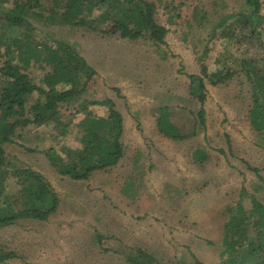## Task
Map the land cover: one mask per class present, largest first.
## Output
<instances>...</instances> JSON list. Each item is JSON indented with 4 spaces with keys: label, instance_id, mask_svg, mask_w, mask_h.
<instances>
[{
    "label": "rangeland",
    "instance_id": "obj_1",
    "mask_svg": "<svg viewBox=\"0 0 264 264\" xmlns=\"http://www.w3.org/2000/svg\"><path fill=\"white\" fill-rule=\"evenodd\" d=\"M149 1L156 21L167 29L163 44L146 35L135 40L109 35L103 25L45 19L51 11L61 12L64 0H40L34 10L43 16L29 17L34 44L70 43L94 74L81 94L59 103L69 120L65 135L52 124H29L16 127L20 135L3 145L10 159L49 182L59 202L45 221L20 218L0 228V250L12 253L0 264H127L126 256L137 248L161 264H193L195 258L222 264L223 229L237 203L247 208L254 198L264 206V132L248 119L253 77L264 76L260 2L263 20L256 27L243 24L248 21L243 0ZM11 3L0 0V10ZM13 61L21 63L16 56ZM202 67L207 73L203 125L187 76L201 74ZM25 70L44 86L48 67L42 59H32ZM216 79L222 80L211 82ZM38 98L43 96L34 92L27 105ZM104 99L121 114L123 155L87 179L59 174L50 150L64 157L62 147H80L77 123L85 111L79 105ZM162 107L183 139L158 132ZM86 111L107 116L103 105L89 104ZM197 152L205 157L198 159ZM14 189L9 182L6 190Z\"/></svg>",
    "mask_w": 264,
    "mask_h": 264
},
{
    "label": "trees",
    "instance_id": "obj_2",
    "mask_svg": "<svg viewBox=\"0 0 264 264\" xmlns=\"http://www.w3.org/2000/svg\"><path fill=\"white\" fill-rule=\"evenodd\" d=\"M40 0H12L8 10H0V228L16 223L20 218L45 221L57 210L59 199L46 179L30 167L19 165L5 152L4 144L12 143L16 127L29 124L36 126L52 124L59 128L57 134H66L69 120L62 115L59 103L76 98L81 94L94 74V70L78 53L75 47L65 41L52 44H34L28 30L29 17H42ZM246 8V26L249 22L260 25L259 0H243ZM93 10L100 11L95 18ZM45 19L55 23L79 27L103 25V33L118 34L131 40L146 35L154 43L163 44L167 29L155 18L154 3L149 0H64L62 11H51ZM224 20L220 21V24ZM22 29V32H20ZM31 30V29H30ZM42 55V56H41ZM18 57L20 64L13 61ZM40 61L48 71L42 77L44 86L36 85L25 68L31 60ZM219 72L215 75H218ZM230 75V74H228ZM188 92L199 102L197 115L203 125L205 100L204 79L207 76L202 67L201 74H188ZM246 77H252L246 72ZM251 93L248 119L253 129L264 132V76H255ZM211 79V78H210ZM222 79L211 80L216 83ZM37 92L43 99H36L27 105L28 98ZM89 104L107 107V116H97L86 111ZM79 111H85L77 123L80 147H62V157L50 150L51 165L56 172L72 179H87L94 170L116 165L123 155L120 141L122 117L110 99L84 101ZM27 113V115H26ZM158 132L172 140L185 137L169 120L166 108L162 107L156 117ZM198 159L205 156L196 153ZM13 183L14 191H7V184ZM242 195L246 193L242 191ZM238 202L224 225L220 242L222 264H264V206L254 198L249 207ZM12 256L0 250V262ZM127 264H161L158 259L144 250L131 251L125 258ZM193 264H205L194 259Z\"/></svg>",
    "mask_w": 264,
    "mask_h": 264
},
{
    "label": "built area",
    "instance_id": "obj_3",
    "mask_svg": "<svg viewBox=\"0 0 264 264\" xmlns=\"http://www.w3.org/2000/svg\"><path fill=\"white\" fill-rule=\"evenodd\" d=\"M260 4H261V9L262 11H264V0H259Z\"/></svg>",
    "mask_w": 264,
    "mask_h": 264
}]
</instances>
